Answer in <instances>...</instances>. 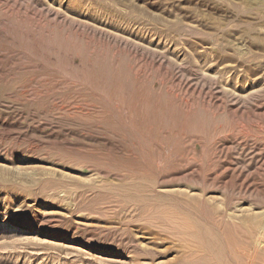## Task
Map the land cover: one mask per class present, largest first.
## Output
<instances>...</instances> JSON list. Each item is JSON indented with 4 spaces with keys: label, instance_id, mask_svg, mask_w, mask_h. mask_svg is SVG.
Instances as JSON below:
<instances>
[{
    "label": "rangeland",
    "instance_id": "374dc122",
    "mask_svg": "<svg viewBox=\"0 0 264 264\" xmlns=\"http://www.w3.org/2000/svg\"><path fill=\"white\" fill-rule=\"evenodd\" d=\"M0 264H264V0H0Z\"/></svg>",
    "mask_w": 264,
    "mask_h": 264
},
{
    "label": "bare ground",
    "instance_id": "6f19581e",
    "mask_svg": "<svg viewBox=\"0 0 264 264\" xmlns=\"http://www.w3.org/2000/svg\"><path fill=\"white\" fill-rule=\"evenodd\" d=\"M76 1H78V0H76ZM75 4V3H74ZM76 4H77V2H76ZM80 4V3H79ZM79 4H78V6H79ZM80 7V6H79Z\"/></svg>",
    "mask_w": 264,
    "mask_h": 264
}]
</instances>
